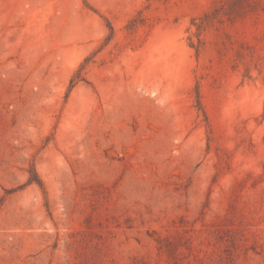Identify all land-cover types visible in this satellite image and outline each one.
Returning <instances> with one entry per match:
<instances>
[{
	"label": "rangeland",
	"instance_id": "1",
	"mask_svg": "<svg viewBox=\"0 0 264 264\" xmlns=\"http://www.w3.org/2000/svg\"><path fill=\"white\" fill-rule=\"evenodd\" d=\"M0 264H264V0H0Z\"/></svg>",
	"mask_w": 264,
	"mask_h": 264
}]
</instances>
